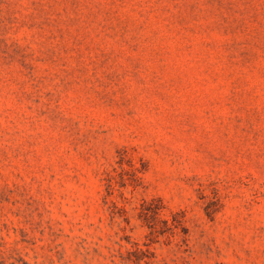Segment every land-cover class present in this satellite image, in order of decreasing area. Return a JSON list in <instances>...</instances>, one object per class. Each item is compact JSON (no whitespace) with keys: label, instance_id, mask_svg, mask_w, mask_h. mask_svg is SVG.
<instances>
[{"label":"rangeland","instance_id":"374dc122","mask_svg":"<svg viewBox=\"0 0 264 264\" xmlns=\"http://www.w3.org/2000/svg\"><path fill=\"white\" fill-rule=\"evenodd\" d=\"M0 264H264V0H0Z\"/></svg>","mask_w":264,"mask_h":264}]
</instances>
